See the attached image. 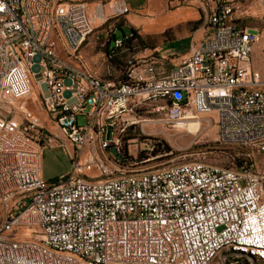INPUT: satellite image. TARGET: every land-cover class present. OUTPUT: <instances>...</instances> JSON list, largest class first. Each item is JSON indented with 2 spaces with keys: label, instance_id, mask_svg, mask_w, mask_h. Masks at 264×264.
<instances>
[{
  "label": "built area",
  "instance_id": "built-area-1",
  "mask_svg": "<svg viewBox=\"0 0 264 264\" xmlns=\"http://www.w3.org/2000/svg\"><path fill=\"white\" fill-rule=\"evenodd\" d=\"M193 1L203 32L177 63L129 57L131 32L113 34L105 58L123 56L126 70L107 85L79 55L94 22L82 0H0V264H210L224 242L264 252V177L249 165L144 170L127 168L119 151L120 136L140 121L133 107L147 105L165 109L159 120L171 126L208 115L219 143L264 152V33L238 25L240 0ZM255 1L264 16V0ZM127 11L122 2L113 13ZM35 99L59 136L39 123ZM51 147L69 166L45 179L41 155ZM154 148L147 154H159Z\"/></svg>",
  "mask_w": 264,
  "mask_h": 264
},
{
  "label": "rangeland",
  "instance_id": "rangeland-1",
  "mask_svg": "<svg viewBox=\"0 0 264 264\" xmlns=\"http://www.w3.org/2000/svg\"><path fill=\"white\" fill-rule=\"evenodd\" d=\"M87 8V14L94 16L93 30L89 34L93 38V52H104L107 50L111 36L118 34L120 30L128 32L133 29L131 25L126 22L125 15H114L113 10L122 0H82ZM189 1V0H182ZM175 2V1H174ZM239 12L235 13V18L238 20V25L241 27L252 28L260 30V34L264 33V16L258 7L255 0H240ZM173 3L171 6H175ZM132 11V10H131ZM102 12V13H101ZM104 21H101V19ZM135 30V29H134ZM152 27H146L141 30L140 40L138 43L142 46H149L152 42L157 41L164 36L155 33ZM136 33V30H135ZM137 35V34H136ZM261 46L259 44L253 45L252 55L258 58L261 53ZM80 51V50H79ZM136 55V53H132ZM150 54H155L154 52ZM149 55V54H146ZM142 55V56H146ZM156 55V54H155ZM173 56H168V58ZM123 56L110 61L117 66L115 78L113 80H120L124 75L126 69V62L123 64ZM180 59V58H179ZM174 59V64L179 61ZM173 62L170 64H173ZM100 63L98 60L96 64ZM125 67H124V66ZM171 65L166 64V67ZM167 68V69H168ZM35 104H29L34 115L38 118L39 123L53 135H58L59 132L55 124L49 119L48 114L40 106L41 103L35 99ZM150 106L135 105L130 112L140 118V121L129 127L123 132L119 140V151L124 159L127 160V168H142L144 170H152L161 165L168 163H178L187 161H202L207 164L233 167L245 163L249 165V169L260 176L264 177V152L255 153L249 150L239 148L236 146L224 145L216 140L214 121L208 115H198L196 117L184 118L179 120L180 123H196L183 125L181 127L171 126L159 120L163 117L162 112H150ZM94 134V133H92ZM147 138L146 144L143 140ZM157 146L159 154H147L150 147ZM72 151V149H71ZM240 162V163H239ZM134 163V164H132ZM69 166V158L66 153L59 147L46 148L42 154L41 170L44 176H51L53 173L57 174L66 170ZM3 218L2 211H0V220ZM26 228L21 226L15 229L13 233H20ZM26 231V230H25ZM22 233V232H21ZM12 235V234H11ZM221 253V254H220ZM226 250L219 252L218 256L212 264H225L227 261ZM250 264H264V252L262 255H252L249 258ZM228 263V262H227Z\"/></svg>",
  "mask_w": 264,
  "mask_h": 264
},
{
  "label": "crops",
  "instance_id": "crops-1",
  "mask_svg": "<svg viewBox=\"0 0 264 264\" xmlns=\"http://www.w3.org/2000/svg\"><path fill=\"white\" fill-rule=\"evenodd\" d=\"M122 1L130 8V12L125 15L126 22L136 30V34L140 38H142L141 30L146 27H152L157 30L155 31L157 34L161 32L164 34V36L152 42L149 46L138 45L137 40L131 39L128 44L130 47L129 53L132 52L142 56L154 52L165 64L169 63V65H172L170 62L172 63L174 59L183 57L187 53L191 41L197 40L202 35L203 18L197 4L193 0L187 2L182 0ZM173 3L177 4L171 6ZM94 43L93 38L89 35L80 48L79 55L84 65L89 71L104 81L116 82L113 78L117 77L115 74L120 70L117 69L115 64L105 58L104 52L98 51L100 52L99 54L93 52ZM168 56L173 57L168 58ZM98 60L100 63L96 64ZM41 174L44 176L42 170ZM54 174L44 178L52 179L55 176ZM262 253L253 245H241L239 248L226 250V263L229 258H236L238 255L246 257L249 262V258H252V255L258 256L262 255Z\"/></svg>",
  "mask_w": 264,
  "mask_h": 264
},
{
  "label": "bare ground",
  "instance_id": "bare-ground-1",
  "mask_svg": "<svg viewBox=\"0 0 264 264\" xmlns=\"http://www.w3.org/2000/svg\"><path fill=\"white\" fill-rule=\"evenodd\" d=\"M129 57H136V55H133V54L130 53ZM94 78H95L96 81L106 83L107 85L116 84V82L104 81L102 78H100V77H98L96 75H94ZM150 112H162L163 113V117H165V109H150ZM192 124H196V123L195 122L194 123H191V122L188 123L187 122V123H184V124L183 123L179 124V122H177V123L174 124V126L181 127L183 125H186V127H188L189 125H192ZM92 133H94V134L97 133V125H90L89 126V134H92ZM2 222H3V218L0 220V223H2ZM243 245H250V244H243ZM239 247H241V245H235V248H239ZM231 248H234L232 246L231 242L219 243V245H218V254L222 250H227V249H231ZM218 254H210V264H212L214 262V260L218 256ZM240 259H246V257L245 258H240ZM96 264H106V263H96ZM225 264H227V263H225ZM238 264H244V261L240 260V261H238Z\"/></svg>",
  "mask_w": 264,
  "mask_h": 264
},
{
  "label": "water",
  "instance_id": "water-1",
  "mask_svg": "<svg viewBox=\"0 0 264 264\" xmlns=\"http://www.w3.org/2000/svg\"><path fill=\"white\" fill-rule=\"evenodd\" d=\"M38 60H39V55H37V54L33 55V57H32L33 64L31 65L30 70H31V72L35 73V75L33 76L35 80L38 79V75L36 74L37 71H38V65H37V61ZM63 82H64L65 85H68L70 83L68 78H65ZM40 88L42 90L43 96H47V87H46V85L44 83H41L40 84ZM68 95H69V91L68 90H64L63 91V96L67 97ZM106 135H107V133H106ZM109 152L112 154V156L115 159H117V160L121 159V156L117 153V151L115 150L114 147H110L109 148Z\"/></svg>",
  "mask_w": 264,
  "mask_h": 264
},
{
  "label": "trees",
  "instance_id": "trees-1",
  "mask_svg": "<svg viewBox=\"0 0 264 264\" xmlns=\"http://www.w3.org/2000/svg\"><path fill=\"white\" fill-rule=\"evenodd\" d=\"M129 31L131 32V39H135V40H137V44H138V45H141L140 43H138V39L140 40V37H139L138 35H136L135 30H134V29H129ZM122 32H124V31L120 30V32H118L117 35L121 34ZM129 54H130V53H129ZM114 59H116V58L110 59V61H112V60H114ZM123 62H124V61H123ZM157 151H158L157 148H154V149H153V153H155V152H157ZM239 163H240V162H239ZM243 261H244V264H250L246 259H244Z\"/></svg>",
  "mask_w": 264,
  "mask_h": 264
}]
</instances>
